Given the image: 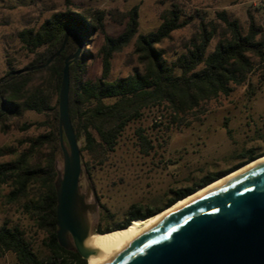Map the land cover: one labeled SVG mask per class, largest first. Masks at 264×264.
Segmentation results:
<instances>
[{
	"label": "trees",
	"instance_id": "1",
	"mask_svg": "<svg viewBox=\"0 0 264 264\" xmlns=\"http://www.w3.org/2000/svg\"><path fill=\"white\" fill-rule=\"evenodd\" d=\"M120 16L126 20L123 31L116 37L105 31L106 15ZM217 21L200 20L197 30L177 46L161 47L171 34L188 26L191 17L183 18L176 8L165 9L158 27L137 34V7L126 13L104 10L83 12L65 9L53 13L39 25L24 28L15 34L21 47L31 55L22 68L43 65L58 49L64 33L71 30L65 46L57 57L43 68L15 75L20 69L9 67L0 78V127L20 118L25 112L50 115V131L33 139L20 152L14 147L0 149V156L14 155L13 160L0 163L1 188L10 190L7 201L27 198L31 188L38 192L24 205L25 212L34 220L39 230L46 234L44 241L48 254L39 259L24 232L7 222L0 225V255L10 253L16 264H86L75 251L61 248L56 239V178L55 158L61 153L58 134L57 97L64 60L75 51L79 41L82 46L91 43L94 35L103 38L97 50L100 76L85 77L87 61L92 53L81 50L79 57L69 65L68 112L77 143H79L82 168L102 165L107 155L114 152L117 139L128 123L137 121L145 108L162 106L173 126H188L189 116L200 114L202 105L220 96H228L236 87L245 84L256 64H264V30L250 17L244 32L236 19L223 10L215 14ZM133 41L130 53L135 66L123 78L109 80L111 59ZM216 40L211 47V42ZM254 94V91H251ZM199 121V117L193 119ZM32 124H25L27 130ZM226 127V125H224ZM227 134L230 130L227 129ZM138 146L147 155L153 148L142 129L136 130ZM49 152L39 157L43 148ZM247 151L244 160L232 168L206 176L191 187L179 189L160 207L130 205L117 223L97 228L104 233L127 227L133 220L145 219L172 205L197 189L213 182L241 164L258 157Z\"/></svg>",
	"mask_w": 264,
	"mask_h": 264
},
{
	"label": "rangeland",
	"instance_id": "2",
	"mask_svg": "<svg viewBox=\"0 0 264 264\" xmlns=\"http://www.w3.org/2000/svg\"><path fill=\"white\" fill-rule=\"evenodd\" d=\"M133 7H137L138 12L137 34L155 30L160 23L159 15L165 9L176 8L183 18L191 17V23L174 31L161 47L179 45L196 32L201 19L217 21L215 14L223 10L238 21L244 32L250 17L264 30V0H0V78L9 63L15 69H22L31 58L15 37L22 29L37 26L53 13L65 9L126 13ZM125 23L120 16L107 14L105 31L116 37ZM133 41L113 55L109 80L132 73L135 66L134 58L132 61L130 58ZM102 42V36L96 34L90 44L82 46V50L93 55L87 61L86 78L100 76V60L96 53ZM215 42H211V47ZM202 108L200 114L187 118L191 124L178 127L169 124L165 107L145 108L137 121L127 124L117 139L114 152L107 155L102 165L93 164L89 171L82 168L79 185L85 199L93 202L89 185L97 199L95 215L89 217L91 234H96L97 228L120 221L132 204L160 207L175 191L242 162L247 151L259 156L264 154V64L255 65L245 84L236 87L228 96L204 103ZM195 117H199V121L195 122ZM25 124L32 126L22 130ZM52 124L50 115L25 112L20 118L7 122V129L0 127V149L14 147L20 152L26 147V140L47 134ZM137 129H142L151 141L153 148L147 155L138 146ZM48 152V148H43L39 157ZM15 157L0 156V163ZM55 165L61 172V153H57ZM9 190L5 186L1 188L0 225L7 222L21 229L38 258L46 257V234L24 210V205L34 199L38 191L33 187L27 198L9 202L6 198ZM0 264L16 263L12 254L5 253L0 255Z\"/></svg>",
	"mask_w": 264,
	"mask_h": 264
},
{
	"label": "water",
	"instance_id": "3",
	"mask_svg": "<svg viewBox=\"0 0 264 264\" xmlns=\"http://www.w3.org/2000/svg\"><path fill=\"white\" fill-rule=\"evenodd\" d=\"M70 32L64 33L57 51L43 65L20 69L15 75L48 65L62 51ZM81 50L79 41L64 60L57 97L62 171L56 172L53 185L57 243L86 262L93 250L84 242L91 235L89 217L95 215L97 199L89 185L93 202H87L79 185L80 151L68 112L69 65ZM108 264H264V164L216 186L166 217Z\"/></svg>",
	"mask_w": 264,
	"mask_h": 264
},
{
	"label": "bare ground",
	"instance_id": "4",
	"mask_svg": "<svg viewBox=\"0 0 264 264\" xmlns=\"http://www.w3.org/2000/svg\"><path fill=\"white\" fill-rule=\"evenodd\" d=\"M264 164V155L246 165L220 177L219 179L197 189L190 195L179 199L169 207L146 219L133 220L127 227L107 233L91 234L85 239L84 245L93 250L86 260V264H108L116 256L132 245L143 233L157 225L160 221L179 211L191 202L208 194L216 186L228 182L239 175L252 170L255 166Z\"/></svg>",
	"mask_w": 264,
	"mask_h": 264
}]
</instances>
